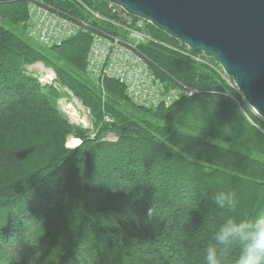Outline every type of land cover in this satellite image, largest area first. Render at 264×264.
<instances>
[{"label":"trees","instance_id":"16d2710c","mask_svg":"<svg viewBox=\"0 0 264 264\" xmlns=\"http://www.w3.org/2000/svg\"><path fill=\"white\" fill-rule=\"evenodd\" d=\"M44 1L86 17L71 1ZM83 1L110 10L106 0ZM30 2L0 0V264H204V249L227 218L264 209V121L217 62L199 63L159 43L142 46L156 72L169 87L197 93L145 108L123 83L105 78L104 100L86 77L91 34L49 49L31 44L24 38ZM38 63L90 109L96 125L107 113L115 122H103L94 137L71 124L58 88L29 71ZM106 131L117 138L106 139ZM75 132L82 143L69 148ZM222 189L236 191L235 211L214 204Z\"/></svg>","mask_w":264,"mask_h":264},{"label":"water","instance_id":"95a60500","mask_svg":"<svg viewBox=\"0 0 264 264\" xmlns=\"http://www.w3.org/2000/svg\"><path fill=\"white\" fill-rule=\"evenodd\" d=\"M215 60L264 121V0H106Z\"/></svg>","mask_w":264,"mask_h":264},{"label":"built area","instance_id":"2783aa9c","mask_svg":"<svg viewBox=\"0 0 264 264\" xmlns=\"http://www.w3.org/2000/svg\"><path fill=\"white\" fill-rule=\"evenodd\" d=\"M78 2L85 5L83 0ZM110 8L125 20L126 25L117 24L120 28L118 31L103 26V22L108 19L99 12L91 10L90 15H86L92 18L90 21L89 18L74 16L51 6L44 0H31L28 36L44 46L52 47L61 45L79 33H90L87 75L98 83H102L105 78L120 81L124 84L129 99L137 106L168 107L182 99L193 97L197 91L191 87L181 84L168 87L156 72L151 58L143 51L142 46L145 44H161L146 30L150 23L129 14L119 6L110 4ZM191 55L200 62L209 58L201 52ZM104 119L107 122L113 121L109 115H105Z\"/></svg>","mask_w":264,"mask_h":264},{"label":"clouds","instance_id":"9594fccd","mask_svg":"<svg viewBox=\"0 0 264 264\" xmlns=\"http://www.w3.org/2000/svg\"><path fill=\"white\" fill-rule=\"evenodd\" d=\"M222 210L235 211L239 198L235 190H220L213 196ZM204 249V264H264V209L246 217H229L214 232ZM238 249V255L229 253Z\"/></svg>","mask_w":264,"mask_h":264},{"label":"rangeland","instance_id":"374dc122","mask_svg":"<svg viewBox=\"0 0 264 264\" xmlns=\"http://www.w3.org/2000/svg\"><path fill=\"white\" fill-rule=\"evenodd\" d=\"M69 2L71 1V3L75 4L77 6V4L81 7L82 9V13L86 15H90L91 10L94 12H99L101 13L106 19V21H104L102 24L103 26H105L106 28L110 27L114 30H120V28L118 27L117 24H122V25H126V23H124V19L120 18V16L117 13H114L110 6V10L109 12H105V11H100L94 7L88 6L86 3H84L85 5H82L80 2H78V0H68ZM86 18H89L88 16H86ZM90 21H92V18H89ZM27 29L25 30L24 33V38H26L31 44L38 46L42 49H49L50 47L48 46H44L42 44H40L39 42L36 43L34 41H32L30 38H28L29 36L26 34V31H28V26L26 25ZM156 28V27H155ZM146 30L149 32V29L146 28ZM159 30V29H158ZM123 31V30H122ZM153 36V34H151ZM157 40H159L161 42L162 46L168 47L174 51H178V52H182L184 53V55L188 56L189 58H192L193 60H195L196 62L199 63H207L209 62L207 59L200 62L199 60L195 59L193 55H191V53L189 51H186L182 48H178V47H174L170 44H168L166 41L164 40H160L158 38H156ZM158 44V43H157ZM146 45V44H145ZM202 54V53H201ZM210 58V57H209ZM211 60H213L212 58H210ZM215 61V60H214ZM216 62V61H215ZM220 66V65H219ZM221 67V66H220ZM29 71L31 73H34L35 75H37L39 78H41L43 81L48 82L49 84H52L54 86H56L58 88V90L61 93V98L59 100L58 106L60 108V110L63 112V114L68 118L69 122L75 126H77L78 128H86L87 130H89L90 132L88 133L89 136L94 137L95 134L98 132V130L101 128L102 125H104V123H113L115 122V117L112 116L110 113H107L106 115H109L112 117L113 121L111 122H107L105 121V119L103 120V122L98 125L95 124V119L92 116V112L90 113L89 109L86 108V106L77 98L74 96V94L69 91L67 88H62L60 85H58L55 82V73L54 71H52L51 68H47L46 66H44L43 63H38L36 65H33L31 67H28ZM222 69V68H221ZM223 74H224V78L229 81L230 78L224 73V71L222 70ZM86 77L89 78L91 80V84L94 86V88L96 89V91L98 93L101 94V96H103L104 100L109 99V95L106 92L104 86L102 83H98L95 80H92L87 74ZM231 82H233L232 80H230ZM167 83V82H166ZM234 84V82H233ZM235 86V84H234ZM169 87V85H168ZM174 87V86H172ZM171 88V87H170ZM250 108V107H249ZM251 109V108H250ZM252 110V109H251ZM253 111V110H252ZM254 112V111H253ZM256 114V113H255ZM76 135L72 134L68 137V140L66 142V146L69 148H76L77 146H79L82 143V140L79 136L78 132H75ZM105 138L106 139H110V140H115L117 138V135L112 132V131H106L105 133ZM75 139H78V143L72 145L70 144V141H73Z\"/></svg>","mask_w":264,"mask_h":264},{"label":"bare ground","instance_id":"6f19581e","mask_svg":"<svg viewBox=\"0 0 264 264\" xmlns=\"http://www.w3.org/2000/svg\"><path fill=\"white\" fill-rule=\"evenodd\" d=\"M109 4H111V3H109ZM114 5V4H113ZM135 17H137V16H135ZM87 108V107H86ZM89 109V108H88ZM105 109V108H104ZM89 111H90V109H89ZM106 112V111H105ZM90 113H91V111H90ZM105 114V113H104ZM78 139H75V140H73V141H70V144H72V145H74V144H76V143H78Z\"/></svg>","mask_w":264,"mask_h":264}]
</instances>
